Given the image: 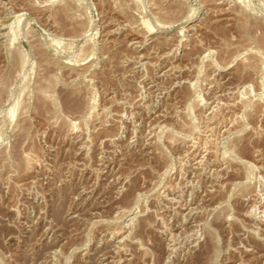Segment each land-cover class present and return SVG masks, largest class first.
Masks as SVG:
<instances>
[{"label": "rangeland", "instance_id": "obj_1", "mask_svg": "<svg viewBox=\"0 0 264 264\" xmlns=\"http://www.w3.org/2000/svg\"><path fill=\"white\" fill-rule=\"evenodd\" d=\"M0 264H264V0H0Z\"/></svg>", "mask_w": 264, "mask_h": 264}, {"label": "bare ground", "instance_id": "obj_2", "mask_svg": "<svg viewBox=\"0 0 264 264\" xmlns=\"http://www.w3.org/2000/svg\"><path fill=\"white\" fill-rule=\"evenodd\" d=\"M155 7V6H154ZM132 219V218H131Z\"/></svg>", "mask_w": 264, "mask_h": 264}]
</instances>
